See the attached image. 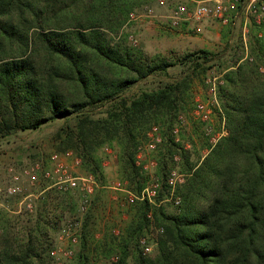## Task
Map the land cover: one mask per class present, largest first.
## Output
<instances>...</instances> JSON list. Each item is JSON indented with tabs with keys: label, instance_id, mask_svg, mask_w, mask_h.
I'll list each match as a JSON object with an SVG mask.
<instances>
[{
	"label": "trees",
	"instance_id": "obj_1",
	"mask_svg": "<svg viewBox=\"0 0 264 264\" xmlns=\"http://www.w3.org/2000/svg\"><path fill=\"white\" fill-rule=\"evenodd\" d=\"M145 1L0 0V137L64 118L54 136L59 150L75 153L83 170L102 183L98 151L117 146L120 177L139 194L147 177L135 164L138 145L150 126L162 123L167 140L159 170L172 158L179 145L169 135L171 126L192 75L205 72L214 56L206 49L189 52L181 62L190 63V71L128 96L125 91L138 80L174 64L148 59L109 35ZM248 48L244 59L225 69L218 86L227 134L177 185L176 212L147 200L127 202L128 216L118 231L109 225L96 236V192L83 216L75 264H94L97 255H115L116 264L129 257L134 264H264L263 21H251ZM96 108L102 110L93 115ZM70 116L76 118L74 126ZM184 159L191 169L193 163ZM76 191L45 189L34 224L19 230L0 214V264H49L50 233L63 221L66 207L82 199ZM152 224L161 232L155 253L147 256L139 240Z\"/></svg>",
	"mask_w": 264,
	"mask_h": 264
},
{
	"label": "rangeland",
	"instance_id": "obj_2",
	"mask_svg": "<svg viewBox=\"0 0 264 264\" xmlns=\"http://www.w3.org/2000/svg\"><path fill=\"white\" fill-rule=\"evenodd\" d=\"M246 1H241L240 8L236 13H230L228 23H222L218 18L207 17L200 22H185L171 26L168 19L170 6H161L157 0H149L133 9L138 15L136 19H131L128 15L127 20L117 31L109 32L114 41H125L141 50L148 59L158 58L174 63L164 71H156L138 80L125 91L128 96L137 95L144 90L156 89L190 71V63L181 62V58L189 52L206 49L214 54L213 59L205 63V72L192 75L190 92L184 96L183 108L179 109L171 126L169 135L179 145L172 158L167 157L162 169L159 170L160 160L162 161L160 151H166L165 140H167L163 133L166 126L162 123L153 124L147 129L145 137L136 150L135 164L147 177L145 186L154 180L159 182L158 193L162 194V199L160 201L155 199L153 204H161L168 212L177 210V204L169 198L168 180L171 170L177 169L181 172L185 182L204 156L222 136L227 134L218 86L223 83L222 75L225 69L234 65L240 57L244 59L248 55V36L251 21L254 18L245 16L244 4ZM185 3L189 6L194 4L191 0ZM147 8L151 9V12L147 11ZM198 104L203 107L198 108ZM100 110L102 108H96L92 111L93 115L94 112L97 113ZM65 121L64 118H58L45 123L38 129L19 130L0 137V186L8 184L12 174L17 173L20 176L17 182L20 187L18 192L0 195V214H5L9 218L13 230L34 224L36 207L40 203L39 199L45 189L54 187L62 192L77 193L76 189H64L53 185V181L43 178L39 170L36 172L37 180L31 183L26 171L36 162H39L43 168H52L54 163L51 156L57 153L59 161L66 166L70 174H88L81 167L80 159L75 153L71 150L61 152L54 140L56 132ZM69 122L71 126H74L76 118L70 116ZM154 126L157 127V130L153 136H150V131ZM151 139L155 143L154 147L149 145ZM98 153L102 157L101 164L104 174L102 183L95 180L96 185L85 211L80 210L81 200L77 201L74 208L68 205L63 211V221L50 233L53 241L51 248H53L52 251L55 249V254L50 253L48 256L49 264H75L76 256L80 250L79 233L83 216L91 205L96 192H98L97 209H95L98 215L95 226L96 236H100L109 225L115 227L117 232L128 216L129 190L126 188V180L121 179L119 174L118 148L117 146L104 145ZM183 154L188 157L189 162L193 163L191 169L184 161ZM160 171H164L165 175L162 176ZM63 185L65 184L63 183ZM28 203L30 206L27 205ZM51 204L52 202L50 206H52ZM63 228H65V232L62 230ZM158 232L161 230L152 224L149 226L148 232L142 235L139 246L143 254L152 256L155 253ZM145 246H148L149 250L145 249ZM60 249H71V254L64 256ZM94 261V264H116L117 257L115 255L111 257L97 255ZM126 264H134L131 257L126 260Z\"/></svg>",
	"mask_w": 264,
	"mask_h": 264
},
{
	"label": "built area",
	"instance_id": "obj_3",
	"mask_svg": "<svg viewBox=\"0 0 264 264\" xmlns=\"http://www.w3.org/2000/svg\"><path fill=\"white\" fill-rule=\"evenodd\" d=\"M187 1L188 0H157V3L161 6H170L168 19L171 26H177L185 22H200L207 17L218 18L222 23H228L230 21V13H236L238 11L237 5L240 3V0H191L194 4L189 6L185 3ZM147 11L151 12V9L147 8ZM244 13L246 18L252 16L257 22H264V0H247L244 4ZM129 16L131 19H136L138 15L136 11L132 10L129 13ZM131 37L132 36L130 35V38ZM133 41H135V39H133ZM202 107L201 104H198V108ZM156 130V126L152 127L150 136H153ZM149 145L150 147L155 146L152 139ZM105 149L107 150V148ZM58 156L57 153L52 154L51 160L54 163L52 168H43L39 162H36L34 166L27 170L26 172L29 175L30 182L34 183V181L37 180L36 172L39 170L43 178L53 181V185L63 187L64 189L72 188L79 190L82 192L80 210L85 211L89 204L90 195L93 193L96 185L95 178L91 174H70L66 166L59 161ZM19 178L20 176L17 173L12 174L10 176V182L3 187L0 186V195H10L18 192L20 190V187L17 184ZM183 182V174L177 171V169H172L168 180L170 185L169 198L176 204L180 202V198L179 196L174 195V190L176 185ZM63 183L65 185H63ZM118 185L120 184L118 183ZM158 187V180H154L151 184L146 185L137 195L128 191L127 199L129 202H133L134 200H147L149 203H155ZM27 205L30 206L29 203ZM62 230L65 232V228ZM74 239L73 241H75ZM145 249L149 250V247L145 246ZM54 250L51 254H55ZM60 251L64 256H69L71 254V249H60Z\"/></svg>",
	"mask_w": 264,
	"mask_h": 264
}]
</instances>
